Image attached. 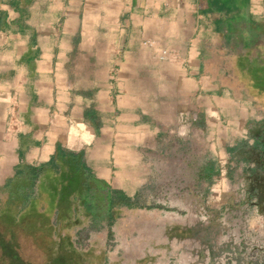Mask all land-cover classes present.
Listing matches in <instances>:
<instances>
[{
    "label": "crops",
    "instance_id": "crops-1",
    "mask_svg": "<svg viewBox=\"0 0 264 264\" xmlns=\"http://www.w3.org/2000/svg\"><path fill=\"white\" fill-rule=\"evenodd\" d=\"M262 102L264 0H0L2 259L129 264L104 212L184 243L234 185L264 226Z\"/></svg>",
    "mask_w": 264,
    "mask_h": 264
},
{
    "label": "rangeland",
    "instance_id": "rangeland-1",
    "mask_svg": "<svg viewBox=\"0 0 264 264\" xmlns=\"http://www.w3.org/2000/svg\"><path fill=\"white\" fill-rule=\"evenodd\" d=\"M253 108L255 117L259 118V115H264V102L255 103ZM257 129L255 132L258 131ZM246 136L241 142L242 145L248 143L264 146V135H261L257 140ZM239 153V148L233 151L234 156L238 157ZM258 159L264 165V150L259 152ZM229 175L232 176L233 181L240 180L242 176L247 177L239 175L238 167H234ZM260 175L262 181L259 188L264 190V173ZM0 186V201H2L5 190L1 184ZM237 187L234 185L235 191H238L237 194H232L235 207L227 206L225 208L223 206L221 209H207L206 213L196 216L168 214L167 217H164L168 223L180 221L193 227L194 230L184 236V243L166 242L171 239L165 235L163 227L159 224L146 225L142 222L147 221L145 219L148 218L145 216L137 217L136 227L125 236L127 240L119 238L115 233L114 223H111L106 212L102 217V230L98 231L97 237L107 243L110 241L115 243L118 241V244L119 241L123 242V244L120 243L119 257L129 264H264V226H259L261 217L255 211V205L259 203V198L252 199V208H248L244 205L245 201L238 200L239 195L242 194L240 189L243 186L240 189ZM53 202L45 199L40 201V204L50 209L53 207ZM104 209H106V205ZM47 222L49 221H41L42 224H47ZM93 233L88 232L87 234L90 236ZM3 235L4 232H0V243L4 242L2 241ZM127 246H130V250H128L130 252L127 251ZM5 255L0 244V264H12L9 258L2 259ZM133 260L136 262L134 263ZM143 260L145 261L143 262ZM3 261L6 262L3 263Z\"/></svg>",
    "mask_w": 264,
    "mask_h": 264
}]
</instances>
